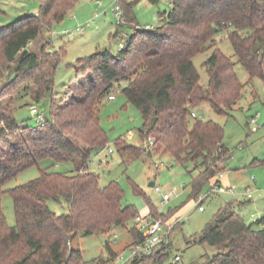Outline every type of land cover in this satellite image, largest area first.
<instances>
[{
	"label": "trees",
	"instance_id": "1",
	"mask_svg": "<svg viewBox=\"0 0 264 264\" xmlns=\"http://www.w3.org/2000/svg\"><path fill=\"white\" fill-rule=\"evenodd\" d=\"M132 1L121 2L128 25L135 24ZM78 3L39 0L37 14L0 28V82H4L0 90V264H82V252L72 248L79 233L107 237L112 227H127L139 215L132 206L122 205L124 191L117 183L101 187L100 177L89 170L93 152L108 144L100 111L116 85L126 84L121 93L142 115L143 142L153 140L138 148L119 138L115 142L119 153L135 159L165 153L182 166L192 163L199 172L192 182V198L197 200L204 185L219 184L217 175L225 171L223 165L231 154L223 144V127L201 120L194 109L209 103L217 114L229 115L244 89L235 64L218 47V35L227 33L249 81L264 80V0H169L171 10L161 16L160 27L136 31L118 54L105 48L78 59L75 83L55 102L54 79L65 50L49 52L52 43L43 30L63 22ZM207 50L212 51L204 63L209 81L202 86L193 61ZM31 85L34 103L49 99L50 117L44 127L19 125L12 99L2 103L19 87L27 92ZM45 160L72 163L75 172L39 168ZM34 166L39 168V178L3 189ZM5 194L14 202V227L3 213ZM61 200L70 206L67 215L49 209V201ZM149 215L168 218L154 207ZM130 233L133 243L142 241L135 226ZM195 241L217 251L210 264H264V215L248 224L228 204ZM168 247L129 264H162L168 259Z\"/></svg>",
	"mask_w": 264,
	"mask_h": 264
},
{
	"label": "rangeland",
	"instance_id": "2",
	"mask_svg": "<svg viewBox=\"0 0 264 264\" xmlns=\"http://www.w3.org/2000/svg\"><path fill=\"white\" fill-rule=\"evenodd\" d=\"M114 1L79 0L63 22L43 30L44 37L52 43L49 52L65 50L55 74L53 101H60L68 88L75 83L74 66L78 59L89 57L105 48L113 54H118L121 51L119 45H127L130 37L135 34V27L138 26L140 31H144L146 27H160L163 24L161 16L171 10L169 0H160L157 5L147 0H129L133 3L135 24L124 23L117 26L118 19L112 11ZM38 11L39 0H0V28H8L24 15L36 14ZM217 41L222 53L235 64L236 74L244 85L241 99L229 115L217 114L209 103H202L194 109V113L201 120L212 121L224 129L223 144L231 155L223 165L225 171L222 178H218V186L225 191L229 188L237 192L251 190L261 196L256 202L235 209L246 223L251 224L262 218L260 210L264 207V80L256 77L249 81L250 77L239 64L227 33L219 34ZM211 53V50H207L196 56L193 61L202 86H207L209 81L204 63ZM2 80L0 90L4 84ZM124 87V83L116 85L110 93L115 97V101L106 98L101 108V124L108 137V144L105 148L93 152L89 170L100 177L101 187L115 182L122 188L124 207L132 206L141 215L146 214L150 207H154L160 214L168 217L166 220L180 222L171 233L168 259L162 264H210L217 251L209 245H200L195 240L221 208L236 203L237 200L227 193H218L210 195L198 204V200L192 198V182L199 172L194 170L192 163L182 166L165 153L152 152L151 155L144 154L139 159L130 154L119 153L115 145L119 138L138 148L150 145V140L144 143L140 137L139 131L143 127L142 115L138 109L128 104L126 97L121 93ZM32 88L31 85L30 90L25 92L24 87H19L16 92L5 96L2 103L7 105L12 99L17 123L37 128L30 108L36 106L49 118L50 105L48 98L34 103L30 94ZM252 118H256L257 123L250 125ZM254 128L256 132H253ZM39 168H50L54 172L69 174L75 172L74 164H57L52 160L42 161ZM39 168L34 166L24 171L3 189L10 190L36 180L40 176ZM152 181L155 182V187L150 188ZM155 188H159L160 192H156ZM212 188L211 183L204 185L199 196L206 197ZM169 193L172 194L170 201L163 206V195ZM48 206L56 215L70 213V206L64 200L49 201ZM200 207L204 212H200ZM2 209L7 224L14 227V202L9 194L3 196ZM134 226L135 220H132L127 227H112L107 237L101 234L79 233L72 242V248L82 252V264H100L106 261L110 263L132 244L134 238L130 230ZM128 256L125 255V258ZM177 256L181 259L178 263L175 261Z\"/></svg>",
	"mask_w": 264,
	"mask_h": 264
},
{
	"label": "built area",
	"instance_id": "3",
	"mask_svg": "<svg viewBox=\"0 0 264 264\" xmlns=\"http://www.w3.org/2000/svg\"><path fill=\"white\" fill-rule=\"evenodd\" d=\"M122 0H115L112 4V11L115 15V17L118 19L117 26H122L125 23V15L124 11L122 9L121 5ZM151 27H146L144 31L151 30ZM136 31H140V28L137 26L135 27V33ZM125 46L119 45V48L122 50ZM115 97L113 95L108 97L109 101H113ZM30 114L34 118L38 127H44L45 126V114L41 112L36 106H32L30 108ZM195 117V115H193ZM251 124H256L257 119L253 118L251 119ZM257 130L254 128L253 132H256ZM150 144H153V140L150 139ZM111 153V152H109ZM223 173H219L217 175L218 178H222ZM255 180L253 179L252 182ZM219 182V179H218ZM155 187V186H154ZM156 192H160L159 188H155ZM220 194V193H228L234 198H236L237 201H245V200H251L252 195L255 194L254 191L246 190L243 192H237L236 190L229 188L227 191L224 189H221L218 186V183H216L211 192L206 197H197L198 204H201L206 198H208L212 194ZM172 194H166L163 195V201L162 205H166L171 198ZM200 211H203V208H199ZM253 217V216H252ZM179 221L170 222L166 219H154L149 214L141 215L139 214L135 218V227L137 231L140 233L142 241L139 243H133L131 244L122 254L116 257V259L109 264H129L134 259L142 258V257H151L155 253L158 252V250L163 246H169L170 244V236L171 233L174 231L175 227L179 224ZM125 255H129L127 258H125ZM181 259L179 256L175 258L176 262H179Z\"/></svg>",
	"mask_w": 264,
	"mask_h": 264
},
{
	"label": "crops",
	"instance_id": "4",
	"mask_svg": "<svg viewBox=\"0 0 264 264\" xmlns=\"http://www.w3.org/2000/svg\"><path fill=\"white\" fill-rule=\"evenodd\" d=\"M37 14V13H36ZM29 15H33L32 13L31 14H29ZM25 16V15H24ZM113 101H115V99L113 100ZM253 119V118H252ZM251 121V120H250ZM250 125H251V122L249 123ZM228 194V193H227ZM230 195V194H229ZM252 198L253 199H251V200H245V201H237L236 203H232L233 204V206L235 207V209L237 208V209H241V208H243L244 206H246L247 204H252V203H254V202H256V200H258V199H261V196L259 195V193L258 192H255V194H253L252 195ZM263 210H260L261 212H262V216H263V214H264V207L262 208ZM200 212H204V210L203 211H200ZM149 213V210L148 211H146V214H148ZM146 214H144V215H146ZM108 240V239H107ZM133 243V242H132ZM131 245V244H130Z\"/></svg>",
	"mask_w": 264,
	"mask_h": 264
},
{
	"label": "water",
	"instance_id": "5",
	"mask_svg": "<svg viewBox=\"0 0 264 264\" xmlns=\"http://www.w3.org/2000/svg\"><path fill=\"white\" fill-rule=\"evenodd\" d=\"M26 53H27V51H25V52L22 54V56H24V54H26ZM154 186H155V182L152 181V182L150 183L149 187H150V188H153Z\"/></svg>",
	"mask_w": 264,
	"mask_h": 264
}]
</instances>
